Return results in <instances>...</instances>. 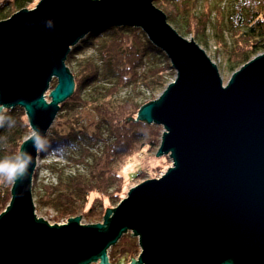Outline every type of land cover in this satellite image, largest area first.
I'll use <instances>...</instances> for the list:
<instances>
[{"label": "water", "instance_id": "1", "mask_svg": "<svg viewBox=\"0 0 264 264\" xmlns=\"http://www.w3.org/2000/svg\"><path fill=\"white\" fill-rule=\"evenodd\" d=\"M122 26L140 29L175 71L136 118L162 127L156 156L172 165L132 187L101 222L50 224L35 213L38 151L28 136L19 153L32 164L0 213V264H110L108 250L128 232L140 248L130 264H264V52L223 84L153 0H39L0 21V106L22 108L45 137L73 93L71 48Z\"/></svg>", "mask_w": 264, "mask_h": 264}, {"label": "trees", "instance_id": "2", "mask_svg": "<svg viewBox=\"0 0 264 264\" xmlns=\"http://www.w3.org/2000/svg\"><path fill=\"white\" fill-rule=\"evenodd\" d=\"M38 2L0 0V21L22 9H32ZM153 5L166 12L178 28H185L187 33L193 28L196 32L193 40L200 44H206L205 30L210 28L213 37L222 43L225 71L230 74L264 52V0H153ZM88 47L92 48L93 54L86 60L81 73L83 76L80 81H77L80 75L73 79V93L59 105V110L75 98L83 99V95L92 97L96 90L104 92L108 98L126 88L140 94L144 90L150 97L149 101L139 103L131 95L116 107L102 105L97 109L99 120L95 125L96 132L89 134L76 123L68 121L49 129L45 136L47 150L38 151L41 160H64L69 165L85 168L93 161L101 163V168L94 174L73 172L66 175V166L43 163L42 167L56 177V183L41 184L36 188L35 173L32 195L37 197L38 207L54 210L56 219H68L79 212L89 224H94L103 218L101 196L106 197L107 202L121 197L124 183L121 169L133 157L157 150L161 128L136 120L137 112L164 90L174 74L165 55L138 28L109 27L91 32L71 48L65 63L73 62L80 51ZM54 85L55 82L51 88ZM5 109L3 114L10 116L15 123L11 127L7 123L0 127V159L18 154L21 143L30 133L22 108ZM95 146L100 148L91 151ZM145 174L141 171L132 178L141 179ZM113 187L116 189L111 194L107 193ZM10 188L11 183L0 182V213L10 200ZM122 241H129L136 248L137 241L128 235H122L116 245L119 246ZM113 248L108 253L110 261L115 258Z\"/></svg>", "mask_w": 264, "mask_h": 264}, {"label": "rangeland", "instance_id": "3", "mask_svg": "<svg viewBox=\"0 0 264 264\" xmlns=\"http://www.w3.org/2000/svg\"><path fill=\"white\" fill-rule=\"evenodd\" d=\"M156 7V6H155ZM171 9V7L169 8ZM164 13V12H163ZM166 16L167 22L174 28L180 36L185 38L186 40H193L195 39L196 32L191 29V32H186L185 28H178L176 25H174L169 18V15H166V12L164 13ZM207 42L206 44H200L199 42L195 43L206 53V55L210 58V60L217 66L219 75L222 79L223 84L227 82L231 74L227 71H225V56L222 52V43H218L216 38L213 37L212 30L209 28L205 30ZM228 42V41H226ZM93 54L92 48H83L80 51V54L77 55V58L73 60L71 63H65V66L67 67L68 71L72 75V78H77L78 75L80 77L77 79V81H80L82 78V72L84 70L86 60L91 57ZM169 62V61H168ZM172 69V68H171ZM173 77L171 76L169 79V83L172 82L175 78V71L172 69ZM171 73V72H170ZM54 82V80L51 82V84ZM167 86V85H166ZM100 91L96 90L94 94H92V97H88L86 95H83V99L75 98L73 101H70V103H67L65 107H63L61 110L58 111L56 114V117L49 129L52 127H56V125L63 124L64 122L68 121L69 123H76V126L82 127L85 131L89 133L96 132L95 125L96 122L99 120V113L97 112V109L100 108L102 105H108L116 107L120 103L123 102V99H125L128 96H131L134 98V96L137 98V101L139 103L147 102L149 101L148 95L146 94V91L142 90L140 94L136 90H132L131 88H126L122 91H119V93L114 94L110 98H108L104 92L99 93ZM99 93V94H98ZM161 93H157L155 95V99L160 95ZM93 98V100H91ZM59 121V122H58ZM159 126V125H157ZM161 132L163 131L162 127ZM31 132V129H30ZM30 135V133H29ZM160 144V143H159ZM96 147L91 149V151H96ZM159 147V145H158ZM100 148V147H99ZM158 149V148H157ZM157 150H150L147 152H144V155L140 157H133L131 161L125 165L120 173L123 176V188L120 191L121 197L120 198H113L111 202L106 201V197H102V203L104 205V213L107 209H113L116 207V205L120 202L121 199L125 198L127 195V192L134 187L135 185L139 184L140 182L147 180V179H153L160 177L171 165L172 161L168 156H156ZM98 153V152H96ZM46 164H52V163H59L61 166H66L64 168L65 174H71V173H83L88 175L96 173L101 168V163H94L93 161L89 162V166L87 168L82 166H72L73 164H67L64 160H58V159H52L47 158V160H41L38 155L37 159V168L34 172V184L35 187H40L41 184L46 183H52L55 185L56 183V177L49 172L48 170L44 169L42 165ZM144 171L146 174L141 179H135L132 178L135 174L138 172ZM33 184V180H32ZM120 187V186H119ZM118 187V188H119ZM116 187H113V189H109L107 193L111 194ZM33 197V203L35 206V213L37 217L42 218L43 220L47 221L50 224H62L67 221L66 218H59L56 219V212L52 209L45 208V207H38L36 199L37 197L35 195H32ZM81 214L78 212L76 216H80ZM104 216V214H103ZM80 223L81 224H89L87 220H85L83 217L80 216ZM103 219V218H102ZM100 220V222L102 221ZM124 235H128V237H131L137 241L135 237L131 235V233H126ZM127 240V239H126ZM116 244L112 247L113 248V256L115 258L113 261L109 260L110 264H130L132 261H135L137 259V256L140 252V248L138 247V244L136 242V248L132 247L129 243V241H122L120 244ZM110 250H108V253ZM109 258V257H108Z\"/></svg>", "mask_w": 264, "mask_h": 264}, {"label": "clouds", "instance_id": "4", "mask_svg": "<svg viewBox=\"0 0 264 264\" xmlns=\"http://www.w3.org/2000/svg\"><path fill=\"white\" fill-rule=\"evenodd\" d=\"M5 111L6 109L0 106V127H3L6 123L11 127L15 121L10 116L4 115ZM28 139L33 142V146L37 151L47 150L48 141L38 127L33 126L31 128ZM31 164L32 157L25 151L0 159V182L12 184L22 182L28 175Z\"/></svg>", "mask_w": 264, "mask_h": 264}]
</instances>
